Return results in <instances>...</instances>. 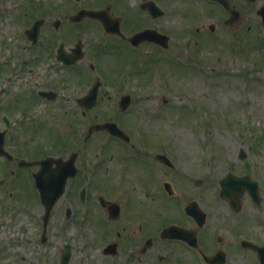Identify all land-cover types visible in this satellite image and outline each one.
I'll use <instances>...</instances> for the list:
<instances>
[{"label": "flooded vegetation", "instance_id": "af4514ba", "mask_svg": "<svg viewBox=\"0 0 264 264\" xmlns=\"http://www.w3.org/2000/svg\"><path fill=\"white\" fill-rule=\"evenodd\" d=\"M227 1L239 11L236 23L259 18L261 0ZM175 2L182 0H0V264H183L184 249L200 264L249 255L261 264L264 185L239 180L250 176L241 148L224 171L218 164L214 177L199 178L197 187L212 191L189 198L199 210L186 214L176 156L138 151L130 135L91 139L107 133L91 131V111L110 97L108 84L119 85L108 79L115 71L107 61L119 62L122 46L160 48L151 38L166 32L156 22ZM100 20L118 23L121 33ZM139 31L146 32L131 44L126 37ZM228 172L240 177L228 183L243 189L227 198L219 184ZM171 225L180 228L161 236Z\"/></svg>", "mask_w": 264, "mask_h": 264}, {"label": "rangeland", "instance_id": "374dc122", "mask_svg": "<svg viewBox=\"0 0 264 264\" xmlns=\"http://www.w3.org/2000/svg\"><path fill=\"white\" fill-rule=\"evenodd\" d=\"M207 7L215 10V6ZM203 9L202 0L172 3L166 16L156 22L169 36L167 51L122 46L127 51L120 50L122 57L130 56L117 67L118 62L110 65L115 72H107L112 76L108 79L119 85L108 84L110 97L90 113L91 123L115 121L137 140L138 151L148 148L176 156L182 166V205L212 191L208 184L197 187L187 179L211 177L214 167L225 166L240 147L254 155L256 169L264 164V26L252 15L230 28L220 20L223 15L208 17L209 11ZM212 22L218 27L210 34L206 29ZM250 23L251 31L246 28ZM125 93L130 94L131 103L121 111L118 96ZM110 138L100 132L91 136ZM250 142L255 146L249 149ZM159 218L162 220L163 212ZM233 258L231 264H255L254 255L245 260ZM182 263L198 264V260L184 249ZM14 264H19V258Z\"/></svg>", "mask_w": 264, "mask_h": 264}, {"label": "water", "instance_id": "95a60500", "mask_svg": "<svg viewBox=\"0 0 264 264\" xmlns=\"http://www.w3.org/2000/svg\"><path fill=\"white\" fill-rule=\"evenodd\" d=\"M223 1V0H221ZM88 14H91V15H94L96 12L95 11H86ZM258 13L262 15V19L264 21V5L258 10ZM136 36V35H135ZM133 36V37H135ZM97 127H104L106 129H108L110 132L114 133V134H117V133H121V131L116 127V125L112 122H107L105 124H102V125H96ZM192 204H195L194 201L190 202L189 205L186 207V210L187 212H192V209H191V205ZM172 228H175L174 226H170V227H165L163 228V230L161 231L160 235L161 236H165L168 231ZM183 233V232H182ZM194 243V242H192ZM64 262V261H63Z\"/></svg>", "mask_w": 264, "mask_h": 264}]
</instances>
